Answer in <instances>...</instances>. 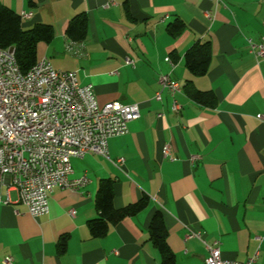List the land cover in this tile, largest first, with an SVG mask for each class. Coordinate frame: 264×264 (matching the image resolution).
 <instances>
[{
  "label": "crops",
  "instance_id": "1",
  "mask_svg": "<svg viewBox=\"0 0 264 264\" xmlns=\"http://www.w3.org/2000/svg\"><path fill=\"white\" fill-rule=\"evenodd\" d=\"M0 3L19 15L31 13L21 18L24 27H52V39L38 43L37 60L46 59L57 71H73L80 85L91 86L99 106L118 100L139 107L126 132L108 139L110 160L96 153L71 158L70 177L86 175L88 182L78 190L54 187L46 213L29 214L13 188L7 190L9 203H1L0 186V259L11 255L13 264H163L148 232L151 216L160 211L171 264H203L206 244H217L225 259L245 261L255 255L254 264H264V59H257L248 45L264 36V0ZM79 13L86 14V35L68 50L72 39L65 29ZM176 18L184 28L170 35L166 26ZM204 40L209 67L203 75H192L183 55ZM162 74L179 83L178 111L171 110L167 91L154 98ZM187 80L197 90L212 92L214 103L189 96L183 88ZM164 144L172 159L162 154ZM117 158H123L122 165ZM102 178L113 180L115 208L142 197L147 205L92 237L86 222L96 216L94 196ZM188 230L199 232L205 243L185 239Z\"/></svg>",
  "mask_w": 264,
  "mask_h": 264
},
{
  "label": "built area",
  "instance_id": "2",
  "mask_svg": "<svg viewBox=\"0 0 264 264\" xmlns=\"http://www.w3.org/2000/svg\"><path fill=\"white\" fill-rule=\"evenodd\" d=\"M30 15L22 12L20 16ZM75 43L80 41L71 40L66 49ZM248 45L249 52L264 59V36L258 43L248 40ZM165 60L173 66L168 56ZM126 63L134 65L128 58ZM158 85L154 98L160 99L165 90L172 96L171 110H180L175 98L179 83L162 74ZM138 116L136 103L112 100L99 106L90 85H80L73 71H57L44 58L23 72L14 48L0 47V186L5 196L1 203H9L7 190L13 188L29 214L46 213L54 187L78 190L88 182L86 175L70 177L71 158L96 153L110 160L108 139L126 132L128 123ZM162 154L172 159L169 144L162 146ZM196 157L190 156V161ZM115 162L120 166L123 158ZM191 237L205 243L199 232L188 230L184 238ZM206 248L203 264L255 263V255L238 261L223 258L217 244H206ZM0 264H13V257L5 255Z\"/></svg>",
  "mask_w": 264,
  "mask_h": 264
},
{
  "label": "trees",
  "instance_id": "3",
  "mask_svg": "<svg viewBox=\"0 0 264 264\" xmlns=\"http://www.w3.org/2000/svg\"><path fill=\"white\" fill-rule=\"evenodd\" d=\"M183 28V22L177 18L166 26V30L170 35L179 33ZM86 29V14L79 13L68 21L65 35L72 40L80 41L84 39ZM52 37L53 30L50 25L35 23L30 27H24L22 26L21 16L0 3V47L14 48L17 63L23 72H26L37 61L36 48L38 43H48ZM183 62L192 75L205 74L210 63L209 42L207 40L195 41L185 51ZM183 88L189 96L199 103L207 105L214 103L212 92L195 89L190 80L186 81ZM113 195V180L110 178L100 179L94 196L96 216L86 222L90 236L99 237L104 235L110 225L127 216L136 214L147 205V198L142 197L135 202L115 208ZM148 232L149 239L159 251L162 263L171 264L173 254L165 241L164 225L160 211H155L151 216ZM65 241L66 237H61L58 243L60 250H64Z\"/></svg>",
  "mask_w": 264,
  "mask_h": 264
},
{
  "label": "rangeland",
  "instance_id": "4",
  "mask_svg": "<svg viewBox=\"0 0 264 264\" xmlns=\"http://www.w3.org/2000/svg\"><path fill=\"white\" fill-rule=\"evenodd\" d=\"M39 43H41L42 44V42H39ZM38 46V45H37ZM37 50H38V48H36V53H37Z\"/></svg>",
  "mask_w": 264,
  "mask_h": 264
}]
</instances>
